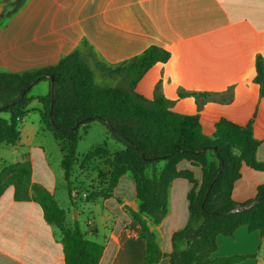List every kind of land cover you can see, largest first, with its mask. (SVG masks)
Here are the masks:
<instances>
[{
    "label": "crops",
    "instance_id": "obj_1",
    "mask_svg": "<svg viewBox=\"0 0 264 264\" xmlns=\"http://www.w3.org/2000/svg\"><path fill=\"white\" fill-rule=\"evenodd\" d=\"M4 7L0 0V13ZM150 46L168 50L171 57L154 64L136 90L149 99L157 92L162 94L178 113L198 114L204 134L210 137L221 117L240 125L252 120L253 136L259 141L256 159L264 161V98L255 82L256 59L260 56L264 60V0H27L18 12L0 22V72L53 66L74 51L87 55L91 67L98 71L96 61L119 64ZM49 91V82L41 81L28 94L26 113L18 124L15 160L29 159L33 183L50 191L58 203L62 199L67 204L62 207L67 228L78 223L87 239L104 246L99 264H143L145 242L129 212L140 208L130 172L119 178L112 196L87 199L83 193H74L73 166V206L61 166L67 143L57 139L40 116V98ZM183 92L208 97L181 98ZM91 125L100 134L99 140L83 153L77 147L76 162L97 148L106 149L109 156L124 149L118 142L108 146L111 132L99 121L81 126L82 133H87ZM78 135L80 141L79 130ZM210 160L215 159L211 156ZM101 161L103 170L87 168L82 171L84 175H105L108 179L110 168L105 158L95 157L92 163ZM163 165L161 162L157 167ZM177 168L192 170L201 182L199 166L182 160ZM240 172L233 184L232 199L237 203L254 201L258 187L264 186V171L242 165ZM80 181L86 180L75 183L79 185ZM105 186L96 182L92 191ZM191 188L187 179L174 178L163 220L156 224L143 214L165 254L156 264H170L172 235L190 218ZM78 199L81 201L77 203ZM62 237L61 231L46 221L37 202L16 200L12 186L0 196V264H64ZM217 244L214 257L252 255L237 264H264V235L250 231L247 225L232 235H219ZM176 246L183 250L187 242L180 240Z\"/></svg>",
    "mask_w": 264,
    "mask_h": 264
},
{
    "label": "trees",
    "instance_id": "obj_2",
    "mask_svg": "<svg viewBox=\"0 0 264 264\" xmlns=\"http://www.w3.org/2000/svg\"><path fill=\"white\" fill-rule=\"evenodd\" d=\"M26 1L3 0L0 22L18 12ZM170 57L168 50L150 46L119 64L96 61L95 68L103 76L118 80L116 85L98 84L89 57L79 51L62 57L53 66L0 72V113L10 114L9 120L0 117V196L12 186L16 200H33L41 206L46 221L63 235L64 264H99L104 246L87 239L78 223L67 228L66 211L50 191L33 183L31 161L15 160L18 124L26 113L30 90L40 81L50 84L49 93L40 98L41 120L57 139L67 143L61 166L72 200L70 176L77 160L79 128L99 121L111 132L112 139L124 146L112 156L104 148L92 150L82 158V163L101 156L110 168L106 186L93 192L90 198L112 196L119 178L127 172L133 175L140 208L129 212L140 239L145 242L143 264H156L165 256L143 214L156 224L163 220L169 185L178 177L192 184L188 194L190 218L184 228L172 235L174 250L169 254L170 264H237L252 255L214 257L217 237L232 235L242 225L264 235V186L258 187L254 201L237 203L231 196L242 165L264 171V161L256 159L259 141L253 136L252 120L240 125L221 117L210 137L204 134L198 114L178 113L173 110V102L162 94L157 92L149 99L136 90L154 64L165 63ZM255 82L260 97L264 98V60L260 56L256 59ZM200 96L208 97L196 92L180 94L181 98ZM211 156L215 160H210ZM182 160L201 168V182L192 170L177 168ZM161 162L164 165L158 168ZM148 167L150 175L146 172ZM72 203L75 206L74 200ZM180 240L187 242L183 250L176 246Z\"/></svg>",
    "mask_w": 264,
    "mask_h": 264
},
{
    "label": "rangeland",
    "instance_id": "obj_3",
    "mask_svg": "<svg viewBox=\"0 0 264 264\" xmlns=\"http://www.w3.org/2000/svg\"><path fill=\"white\" fill-rule=\"evenodd\" d=\"M98 71H95V80H96V82L98 84H100V85H116L117 84L118 80L109 79L106 76H103L100 71L99 72ZM40 84H43V83H40ZM0 117L8 120L10 115H9V113L1 112L0 113ZM82 131H83V129L80 128L79 132L81 133L82 137H81V140L78 143V152L79 153H83L85 150H87L92 144L95 143V141H98L99 137H100V134L96 131V129L93 126H92V128H90V130L87 133L86 132L82 133ZM107 142H109L108 146L110 148L112 146H114L115 144H118L117 142L113 141L112 139H109ZM92 162H93V160L90 161L87 164H83L82 163V159L78 160L76 162V164L74 165V169H75V172H76V174L74 175L75 179H74L73 175L71 176L73 178V181H74V186H76V187H74V189H75L74 193L75 194H82L83 193V197H85L87 199H89L91 194L94 192V191H92V187L94 186V184L96 182H100V183L102 182V183H105V184L107 182V177L105 178V175L101 176V177L100 176L99 177H95V178L92 177L91 175H84V173L82 171L86 170L87 168L95 167V168H100V169L103 170V161L94 162V163H92ZM60 171L62 172V169H60ZM147 171H146L147 174L150 175L151 174V167H148ZM37 174H39V172ZM103 174H105V173H103ZM71 177H70V179H72ZM78 180H86V181L85 182L80 181L79 185H77L75 183V181H78ZM80 201L81 200L78 199L77 203L80 202ZM59 202L60 203H58V202L57 203H58V205L61 208L64 207V206H65V208L68 207L67 204H65V202L62 201V199H60ZM75 205H76V203H75ZM84 215L87 216L88 214L86 212H84Z\"/></svg>",
    "mask_w": 264,
    "mask_h": 264
},
{
    "label": "water",
    "instance_id": "obj_4",
    "mask_svg": "<svg viewBox=\"0 0 264 264\" xmlns=\"http://www.w3.org/2000/svg\"><path fill=\"white\" fill-rule=\"evenodd\" d=\"M79 124H77V126H78ZM72 128H70L69 130H71ZM239 209H235V211H238Z\"/></svg>",
    "mask_w": 264,
    "mask_h": 264
}]
</instances>
